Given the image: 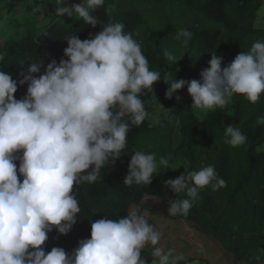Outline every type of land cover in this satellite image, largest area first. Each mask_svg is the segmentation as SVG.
<instances>
[{
	"label": "clouds",
	"instance_id": "9594fccd",
	"mask_svg": "<svg viewBox=\"0 0 264 264\" xmlns=\"http://www.w3.org/2000/svg\"><path fill=\"white\" fill-rule=\"evenodd\" d=\"M104 3L55 0V14L76 16L95 28L99 21L92 13ZM40 10V5L34 9ZM256 15V27H264V5ZM124 28L115 22L83 40L65 36L67 47L59 61L45 64L39 58L15 79L0 71V264H149L142 255L146 248L151 264L185 261L182 253L161 246L163 233L136 209L117 219L92 221L90 238L80 239L71 251L58 246L45 250L50 233L67 235L78 223V186L96 183L101 169L121 157L130 126L149 118L141 97L154 92L157 82L168 85L167 99L187 86L192 108L204 112L225 107L235 95L255 104L264 94V41L254 42L223 67V57L213 52L198 80H173L170 73L161 79L160 72L150 70L140 43ZM192 35L181 29L177 40L187 47ZM162 54L169 63L177 62L173 52L165 49ZM25 85V94L16 98ZM256 122L264 124V115ZM223 135L233 148L247 142L233 124ZM262 150L264 145H258L257 153ZM170 160L136 151L123 184H150ZM164 183L175 195L186 196L168 201L173 217H187L205 187L218 191L227 186L211 165Z\"/></svg>",
	"mask_w": 264,
	"mask_h": 264
},
{
	"label": "trees",
	"instance_id": "16d2710c",
	"mask_svg": "<svg viewBox=\"0 0 264 264\" xmlns=\"http://www.w3.org/2000/svg\"><path fill=\"white\" fill-rule=\"evenodd\" d=\"M35 1L45 5L53 19L36 35H11L0 41V71L11 73L14 79L39 58H43L45 64L50 62L48 55L60 59L67 47L65 36L72 34L86 39L89 33L95 34L105 25L117 22L123 13L122 0H105L104 5L92 13L99 21L93 28L76 16H57L55 0ZM17 3L18 0H0V11ZM262 3L263 0H185L184 13L195 15L199 11L201 16L213 21L215 27L186 29L193 35L184 59L176 63H169L158 47L149 44L142 53L149 60L150 70L160 72L164 79L166 74L183 65L184 80H198L199 73L209 66L213 52L223 57L222 67L225 66L240 52L249 51L254 42L264 41V28L256 27V14ZM127 20L133 25L136 17L127 13ZM26 87L18 88L16 98L25 94ZM167 87L159 81L154 85V92H146L141 99L147 110L148 102L155 96L159 103L170 108L168 117L157 125L146 119L139 126H130L121 157L114 165L101 169L96 183L78 186L76 197L81 208L78 223L67 235L50 233L46 252L54 246L71 251L80 239L90 238L91 222L103 217L117 219L131 209L140 214L145 211L164 214L170 199L186 198L184 193L175 195L164 183L180 176L174 163L181 154L189 163L186 172L214 166L227 186L218 191L205 187L187 217L167 215L187 221L196 232L215 239L235 264L264 261V150L256 151L258 145H264V124L256 122L264 115V104L255 107L244 96L235 95L230 104L217 107L200 120L194 114L191 96L183 102L176 97L167 99ZM231 124L246 135L245 145L233 148L224 143L225 127ZM176 134L177 144L174 143ZM136 151L155 153L157 160L171 156V160L169 167L158 168L150 184L128 187L123 181L130 156ZM142 255L151 264L150 252L142 251ZM196 260L203 258L187 257L183 264Z\"/></svg>",
	"mask_w": 264,
	"mask_h": 264
},
{
	"label": "rangeland",
	"instance_id": "374dc122",
	"mask_svg": "<svg viewBox=\"0 0 264 264\" xmlns=\"http://www.w3.org/2000/svg\"><path fill=\"white\" fill-rule=\"evenodd\" d=\"M79 2L80 0H75L73 3ZM184 3L185 0L159 2L156 0H122L121 9L123 13L117 22L124 24L125 32L134 35V39L140 43L142 51L151 44L158 47L161 52L165 49L173 52L177 61H181L184 59L186 47H183L181 42L177 40L180 30L193 26L197 28L215 27V23L201 16L199 11L195 15L184 13ZM37 5H40L41 8L39 12L34 11ZM262 5H264V0ZM127 13L136 17L133 25L129 24ZM53 17L45 5L39 4L35 0H18L16 6L0 11V41L6 40L11 35L21 36L27 33L36 35ZM184 64L186 65V63ZM182 69L183 65L177 70L169 72L171 78L173 80L184 79L181 75ZM176 96L180 97L181 102L190 98L186 86L178 90L173 97ZM263 104L264 94H261L259 101L255 103V107ZM146 111L150 114L147 118L148 121L157 125L168 117L171 110L166 105L159 103L153 96L147 104ZM208 112L210 111L204 112L194 109L195 116L200 120L204 119ZM178 141L179 138L176 134L174 143L177 144ZM174 168L181 175L189 168V163L183 155L179 154L174 163ZM167 209L164 214H159L157 211H145L142 214L150 224L155 225L163 233L161 246L165 250L173 249L174 254L182 253L185 258H203V260H196L188 264H235L228 252L215 239L196 232L187 221L170 218L167 215ZM142 251L150 252V249L146 248ZM258 264H264V261Z\"/></svg>",
	"mask_w": 264,
	"mask_h": 264
},
{
	"label": "built area",
	"instance_id": "2783aa9c",
	"mask_svg": "<svg viewBox=\"0 0 264 264\" xmlns=\"http://www.w3.org/2000/svg\"><path fill=\"white\" fill-rule=\"evenodd\" d=\"M48 56H49L50 62L52 59H56V58H53L51 55H48ZM57 61H59V59H57Z\"/></svg>",
	"mask_w": 264,
	"mask_h": 264
}]
</instances>
